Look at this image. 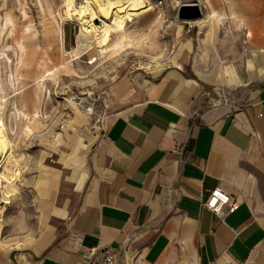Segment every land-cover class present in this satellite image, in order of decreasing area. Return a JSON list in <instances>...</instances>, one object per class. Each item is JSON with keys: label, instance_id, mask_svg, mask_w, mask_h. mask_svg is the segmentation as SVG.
I'll return each mask as SVG.
<instances>
[{"label": "crops", "instance_id": "1", "mask_svg": "<svg viewBox=\"0 0 264 264\" xmlns=\"http://www.w3.org/2000/svg\"><path fill=\"white\" fill-rule=\"evenodd\" d=\"M200 2L187 60L125 69L74 156L34 173V222L0 223V264H100L107 247L115 264H264V0ZM216 187L234 210L205 205Z\"/></svg>", "mask_w": 264, "mask_h": 264}, {"label": "rangeland", "instance_id": "2", "mask_svg": "<svg viewBox=\"0 0 264 264\" xmlns=\"http://www.w3.org/2000/svg\"><path fill=\"white\" fill-rule=\"evenodd\" d=\"M145 1L154 8L128 23L124 34L113 33L102 52L95 45L85 47L81 25L66 19L64 0H0V85L4 103L19 108L20 127L15 137L7 134L16 158L8 167L16 179L11 185L0 183L3 232L23 235V224H33L34 173L60 167L62 155L72 157L80 146V127L82 133L91 128L105 108L109 85L120 73L158 72L175 63L178 45L192 46L196 22L178 19L173 0L163 6ZM76 54L80 57L73 59ZM6 111L0 113L4 121Z\"/></svg>", "mask_w": 264, "mask_h": 264}, {"label": "bare ground", "instance_id": "3", "mask_svg": "<svg viewBox=\"0 0 264 264\" xmlns=\"http://www.w3.org/2000/svg\"><path fill=\"white\" fill-rule=\"evenodd\" d=\"M64 6L66 19L76 21L81 25L80 39L85 42V47L89 50L95 45L100 47L102 52L110 45L113 33L124 34L128 23L154 8L145 0H83L79 4H77V0H64ZM210 17L213 21L217 18L221 23H225L229 19L226 9L223 8L218 12L213 11ZM119 43L115 45L117 46ZM176 48L173 62L186 61L191 50L190 44L182 43ZM79 57L80 55L76 54L73 59ZM50 74L49 71L47 76ZM1 109L2 104L0 103V111ZM10 145L5 123L0 118V164L5 166L3 169L0 168V183L3 185H11L16 179L8 167L9 164L16 161V158L11 155ZM16 173L19 171L17 170ZM10 195L8 194V196Z\"/></svg>", "mask_w": 264, "mask_h": 264}, {"label": "built area", "instance_id": "4", "mask_svg": "<svg viewBox=\"0 0 264 264\" xmlns=\"http://www.w3.org/2000/svg\"><path fill=\"white\" fill-rule=\"evenodd\" d=\"M175 2L176 8L181 4H191V3H199L201 5L200 0H173ZM165 4V0H156L155 6H163ZM190 23V21H188ZM205 205L211 209L216 215H220L224 205H229L231 210H234L237 206V203L227 193L221 190L219 187H216L211 190L207 200L205 201ZM95 249H91L88 252V258L90 259L95 254ZM100 264H115V249L113 247H107L102 251V259Z\"/></svg>", "mask_w": 264, "mask_h": 264}, {"label": "water", "instance_id": "5", "mask_svg": "<svg viewBox=\"0 0 264 264\" xmlns=\"http://www.w3.org/2000/svg\"><path fill=\"white\" fill-rule=\"evenodd\" d=\"M204 12L199 3L181 4L177 9V17L183 21H197L203 18Z\"/></svg>", "mask_w": 264, "mask_h": 264}]
</instances>
